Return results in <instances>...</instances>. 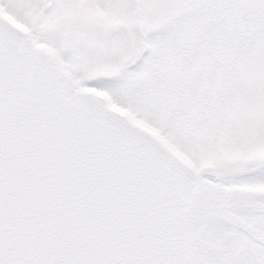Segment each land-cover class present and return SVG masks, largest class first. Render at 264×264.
<instances>
[{
    "label": "snow or ice",
    "instance_id": "1",
    "mask_svg": "<svg viewBox=\"0 0 264 264\" xmlns=\"http://www.w3.org/2000/svg\"><path fill=\"white\" fill-rule=\"evenodd\" d=\"M0 264H264V0H0Z\"/></svg>",
    "mask_w": 264,
    "mask_h": 264
}]
</instances>
